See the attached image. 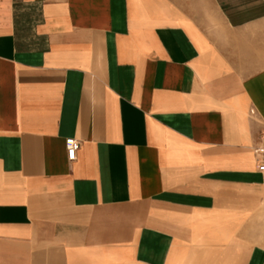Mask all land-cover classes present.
Wrapping results in <instances>:
<instances>
[{"label":"crops","instance_id":"obj_1","mask_svg":"<svg viewBox=\"0 0 264 264\" xmlns=\"http://www.w3.org/2000/svg\"><path fill=\"white\" fill-rule=\"evenodd\" d=\"M263 132L264 0H0V264H264Z\"/></svg>","mask_w":264,"mask_h":264},{"label":"built area","instance_id":"obj_2","mask_svg":"<svg viewBox=\"0 0 264 264\" xmlns=\"http://www.w3.org/2000/svg\"><path fill=\"white\" fill-rule=\"evenodd\" d=\"M68 157L74 161L77 157V152L80 149L81 143L76 138L70 137L66 140ZM254 153L258 162V171L264 176V132L261 136L260 143L254 147Z\"/></svg>","mask_w":264,"mask_h":264}]
</instances>
